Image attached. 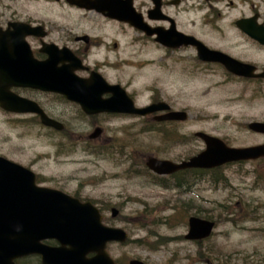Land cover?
<instances>
[{
	"label": "rangeland",
	"instance_id": "rangeland-1",
	"mask_svg": "<svg viewBox=\"0 0 264 264\" xmlns=\"http://www.w3.org/2000/svg\"><path fill=\"white\" fill-rule=\"evenodd\" d=\"M41 6L37 1L0 0V12L15 16ZM117 32L122 58L117 83L138 105L160 91L174 109L186 111L187 119L152 130L145 117L117 115L106 120L102 136L93 142L84 139L91 131L77 122L79 115L66 112V129L53 132L30 121H8L0 111V154L31 168L40 185L97 203L106 224L128 233L126 243L107 247L121 264L133 258L152 264H263L264 160L219 166L225 183L218 185L207 179L189 184L187 178L193 176L188 172L157 176L145 160L188 158L204 147L192 136L195 131L232 146L264 142L246 128L250 120H264V96H227V85L192 63L176 64V58L159 67L156 50L131 42L133 35L123 26ZM176 176L183 180L181 191L167 188L168 181L161 179L174 183ZM190 215L215 222L208 239L196 243L183 238Z\"/></svg>",
	"mask_w": 264,
	"mask_h": 264
},
{
	"label": "flooded vegetation",
	"instance_id": "flooded-vegetation-1",
	"mask_svg": "<svg viewBox=\"0 0 264 264\" xmlns=\"http://www.w3.org/2000/svg\"><path fill=\"white\" fill-rule=\"evenodd\" d=\"M31 1L43 6L18 16L0 12V66L6 82H21L9 86L5 98L10 106L16 99L19 110L0 107L8 121L43 127L37 111L41 109L66 128L62 115L68 112L81 116L77 122L91 131L84 139L97 142L106 120L120 115L100 107L112 96L106 83L117 88V65L122 61L117 29L122 26L133 35L131 42L158 52L159 67L176 58V64L192 63L219 85H227V96H264V0H27ZM188 37L200 41L216 59H200L195 45L183 43ZM62 65L71 68L79 100L38 85L52 81ZM156 93L148 103L163 100L161 92ZM146 119L152 124L151 115ZM95 129L100 132L93 136ZM45 243L58 245L53 239ZM30 256L15 264H42L38 255Z\"/></svg>",
	"mask_w": 264,
	"mask_h": 264
},
{
	"label": "water",
	"instance_id": "water-1",
	"mask_svg": "<svg viewBox=\"0 0 264 264\" xmlns=\"http://www.w3.org/2000/svg\"><path fill=\"white\" fill-rule=\"evenodd\" d=\"M71 74L70 67L59 66L52 81H41L38 85L47 90H54L68 99L79 100L77 83L71 79ZM12 85H21V82H6L3 67L0 66V106L3 109L18 111L16 99L12 106L5 102L8 97L7 88ZM167 108L162 102L142 109L134 108L119 85L117 95L113 93L100 107L104 111L138 114ZM37 111L43 125L57 130L63 128L59 121L49 118L39 109ZM185 118L183 111H169L154 116L155 120ZM248 128L264 133L262 122H251ZM98 133V130L95 131L93 136ZM194 134L205 144V149L197 155L179 163L151 156L147 158L146 166L157 174H168L184 168H210L230 161L264 156V144L234 148L204 132L198 131ZM116 213L117 210L112 208V216ZM213 224L210 220L190 216L188 232L184 238L201 240L211 233ZM44 238H55L60 246L49 247L40 243ZM125 238L126 233L122 229L103 226L100 223L98 212L90 202L79 203L58 190L36 186L34 174L30 170L0 156V264H12L14 258L30 253L38 254L43 264H114L105 251V243L111 240L123 242ZM66 245L68 247H65ZM91 252L94 253L93 257L86 258L85 255ZM129 264L147 263L132 259Z\"/></svg>",
	"mask_w": 264,
	"mask_h": 264
},
{
	"label": "trees",
	"instance_id": "trees-1",
	"mask_svg": "<svg viewBox=\"0 0 264 264\" xmlns=\"http://www.w3.org/2000/svg\"><path fill=\"white\" fill-rule=\"evenodd\" d=\"M218 170H219V168H216V169L214 170V173L218 172ZM200 172H202V171H200ZM204 173H208V171L203 172V174H204ZM209 173H210V175H212L211 180L213 181V179H214V181H215V179H216V175H215L212 171H210ZM216 181H218V179H216ZM221 181H224V179L221 180Z\"/></svg>",
	"mask_w": 264,
	"mask_h": 264
}]
</instances>
